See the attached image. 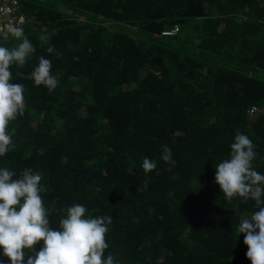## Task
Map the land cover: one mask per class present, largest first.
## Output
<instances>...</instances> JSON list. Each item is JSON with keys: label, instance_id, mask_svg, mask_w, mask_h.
<instances>
[{"label": "trees", "instance_id": "1", "mask_svg": "<svg viewBox=\"0 0 264 264\" xmlns=\"http://www.w3.org/2000/svg\"><path fill=\"white\" fill-rule=\"evenodd\" d=\"M19 2L35 52L12 66L26 109L0 167L42 175L51 226L79 203L111 217L105 257L119 264H251L237 228L258 209L214 177L238 131L264 175V0ZM41 56L51 92L31 78ZM144 157L157 165L147 174Z\"/></svg>", "mask_w": 264, "mask_h": 264}, {"label": "clouds", "instance_id": "2", "mask_svg": "<svg viewBox=\"0 0 264 264\" xmlns=\"http://www.w3.org/2000/svg\"><path fill=\"white\" fill-rule=\"evenodd\" d=\"M10 37L20 42L12 47L0 46V157L13 150L16 129H9V125L26 109L24 85L13 82L12 66L23 67L35 52L23 28L12 24L0 28V38L7 42ZM39 39L47 44L49 37L42 35ZM47 52L53 53L54 46L47 47ZM51 69V61L39 57L31 72L34 85L44 86L49 92L56 89L59 79ZM230 149L229 157L215 167V183L229 202L235 197L254 201L258 210L240 219L237 232L244 234L245 255L251 264H264V175L252 167L257 153L247 135L236 132ZM161 158L175 164L167 146ZM156 167L154 160L143 158L145 174ZM41 180L42 175L31 168L17 176L9 168L0 167V249L9 264H119L112 254L105 257L111 217L89 216L88 209L77 203L60 209L64 215L59 226L53 228L41 196L47 191Z\"/></svg>", "mask_w": 264, "mask_h": 264}, {"label": "built area", "instance_id": "3", "mask_svg": "<svg viewBox=\"0 0 264 264\" xmlns=\"http://www.w3.org/2000/svg\"><path fill=\"white\" fill-rule=\"evenodd\" d=\"M25 18L20 10L19 0H0V28L12 24L24 29ZM176 30V28L174 29ZM173 32V31H172ZM171 32L165 31L162 34L168 35ZM256 108L253 106L249 113H254Z\"/></svg>", "mask_w": 264, "mask_h": 264}]
</instances>
